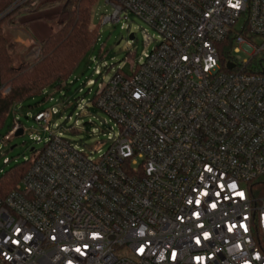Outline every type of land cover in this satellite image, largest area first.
Wrapping results in <instances>:
<instances>
[{
	"label": "built area",
	"instance_id": "2783aa9c",
	"mask_svg": "<svg viewBox=\"0 0 264 264\" xmlns=\"http://www.w3.org/2000/svg\"><path fill=\"white\" fill-rule=\"evenodd\" d=\"M105 2L102 25L133 14L161 41L101 85L98 157L52 133L0 197V264H264V76L250 72L264 53V0ZM42 6L14 0L0 21ZM230 36L223 70L218 44ZM59 114L33 118L49 131Z\"/></svg>",
	"mask_w": 264,
	"mask_h": 264
},
{
	"label": "rangeland",
	"instance_id": "374dc122",
	"mask_svg": "<svg viewBox=\"0 0 264 264\" xmlns=\"http://www.w3.org/2000/svg\"><path fill=\"white\" fill-rule=\"evenodd\" d=\"M65 2L66 0H49L35 12L14 15L15 24L7 30L8 39L25 50L28 60L38 58L42 42L62 28L66 20L62 10ZM110 12L105 0H98L92 6V25L98 28L99 40L86 63L77 69L67 83L59 90L47 89L41 96L13 108L0 131V177L16 164L31 159L32 149L42 150L52 133H62L73 145L92 157H98V150L106 149L100 144L106 140L101 131V123L109 118L95 107L94 98L101 85L108 83L118 70L130 75L143 55L153 50L161 41L153 28L133 14H127V19L117 24L102 25L101 19ZM39 23L42 25L37 28L36 24ZM241 25L242 22H239L234 29L239 30ZM132 34L135 36L133 41L130 40ZM234 56L240 63L250 59L243 50ZM97 66L102 70L100 77L95 73ZM90 81L94 84L89 85ZM81 107L87 108L86 113L82 112ZM52 108L57 109L60 114L52 118L50 130L47 131V125L36 122L33 117L39 111H50ZM76 121H79V127L75 126ZM15 122L21 124L22 135L6 141L4 138L13 129Z\"/></svg>",
	"mask_w": 264,
	"mask_h": 264
},
{
	"label": "trees",
	"instance_id": "16d2710c",
	"mask_svg": "<svg viewBox=\"0 0 264 264\" xmlns=\"http://www.w3.org/2000/svg\"><path fill=\"white\" fill-rule=\"evenodd\" d=\"M47 1L43 0V4ZM97 1L66 0L62 8L66 20L62 28L47 37L41 44L39 57L33 61L28 60L21 46L9 41L7 19L0 21V74L3 84L9 89L8 93H0V131L16 105L41 96L47 89L59 90L86 63L99 40L98 28L92 25L91 20V9ZM13 2L0 0V16ZM233 41V36H230L218 44L223 70L233 61ZM99 53L101 55L102 51ZM250 72L264 76V53L251 61ZM31 160L16 164L0 177V197L9 195L22 181L31 167ZM261 180L264 182V178ZM261 249L264 253V241Z\"/></svg>",
	"mask_w": 264,
	"mask_h": 264
},
{
	"label": "water",
	"instance_id": "95a60500",
	"mask_svg": "<svg viewBox=\"0 0 264 264\" xmlns=\"http://www.w3.org/2000/svg\"><path fill=\"white\" fill-rule=\"evenodd\" d=\"M130 40H131V41L135 40V36H134L133 34L130 36ZM234 67H235L234 64H229V65H228V69H229V70L234 69ZM20 135H22V132H21V131H19V132L17 133V136H20ZM12 149H13V148H12ZM31 152H34V149H32Z\"/></svg>",
	"mask_w": 264,
	"mask_h": 264
},
{
	"label": "crops",
	"instance_id": "0c3cea01",
	"mask_svg": "<svg viewBox=\"0 0 264 264\" xmlns=\"http://www.w3.org/2000/svg\"><path fill=\"white\" fill-rule=\"evenodd\" d=\"M33 25H34V24H33ZM36 25H37V28H38V26H39V25H42V24L39 23V24H36ZM37 28H36V29H37ZM35 37H36V36H35V34H34V38H35ZM35 39H36V38H35ZM42 43H43V42H42Z\"/></svg>",
	"mask_w": 264,
	"mask_h": 264
}]
</instances>
